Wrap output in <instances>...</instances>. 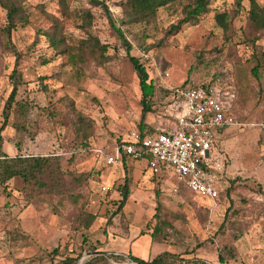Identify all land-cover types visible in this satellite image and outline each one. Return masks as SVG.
Returning a JSON list of instances; mask_svg holds the SVG:
<instances>
[{"label":"rangeland","instance_id":"obj_1","mask_svg":"<svg viewBox=\"0 0 264 264\" xmlns=\"http://www.w3.org/2000/svg\"><path fill=\"white\" fill-rule=\"evenodd\" d=\"M102 1L129 42L130 56L144 67L154 86L145 126L165 124L169 118L165 88L190 79L202 83L220 79L233 88L234 116L248 127L226 128L210 150L211 157L222 161L220 188L228 192L211 214H205L202 200L182 192L171 194L177 184L169 169L156 178L139 161L135 164H140L141 179L133 186L127 184L131 199L115 211L123 170L119 167L111 180L108 175L117 163L106 166L102 156L96 159L88 150L71 148L68 104L93 122L89 147L125 140L137 129L140 117L135 73L102 9L90 0H62L66 9L59 0H26L29 22L11 32L10 44L2 34L0 9V106L9 93L8 78L14 69L15 98L26 105V117L14 119L18 122L10 141L17 147L16 154L57 161L53 174L38 176L43 188L26 185L19 177L0 184V264H49L77 255L79 261L93 252L122 256L121 262L109 259L112 264H130L128 256L148 262L161 252L199 264H219L217 251L221 264H264V61L257 76H252L254 63L243 35L247 1L236 10L234 0H211L208 12L196 24L184 25L173 35H165V30L180 18L179 7L159 9L149 25L125 26L119 22L120 0ZM83 12L89 14L91 34L107 47L108 60L102 66L90 58L84 64L68 63L66 55L49 48L42 35L56 20L67 46L74 45L84 36L79 28ZM221 12L231 16L227 34L213 20ZM256 44L264 52V39ZM9 148L4 146L7 154ZM102 185L111 191L100 192ZM155 192L161 205L157 217L169 224L161 242L148 237L156 221L152 219ZM87 214L94 219L84 229ZM55 248L58 253L53 255Z\"/></svg>","mask_w":264,"mask_h":264},{"label":"trees","instance_id":"obj_2","mask_svg":"<svg viewBox=\"0 0 264 264\" xmlns=\"http://www.w3.org/2000/svg\"><path fill=\"white\" fill-rule=\"evenodd\" d=\"M25 1L26 0H0V9L4 12L2 34L4 35L5 41L8 44H10L11 32L15 31L18 28H24L29 22L28 15L23 5ZM61 1L62 0H59L62 5V9H66V6ZM243 1L244 0H234V6L236 10H239L241 8V3ZM246 1L248 3V9L246 12V25L245 30L243 31V35L245 37L244 41H246V44L250 48V59L254 63L253 67L250 70L251 75L257 76V71L262 67V62L264 61V52H262L256 44L257 40H259L260 38L264 39V0H260L262 1V4H258L257 0ZM90 3L102 9L110 31L119 42L128 63L131 65L135 73L138 81V89L140 92L139 105L141 107V110L137 129L134 131L140 135L146 134L153 129V126H145L143 122L146 113L150 112V102L154 94V86L151 80H148L144 67L138 62L136 58L130 56L129 52L131 50V46L124 37L122 30L115 25V22L112 19L111 14L104 2L102 0H90ZM210 3L211 0H120L119 6L121 8V18L119 22L125 26L138 24L149 25L154 21L156 12L159 9H173L179 7L180 18L175 23L170 24L165 30V35H173L179 32L181 27L184 25L192 26L196 24V22L208 12ZM80 20L81 24L79 28L81 29L84 36L82 39H79L74 45L67 46L65 36L63 34V29L56 20L51 21V26L46 31H43L42 35L45 37L49 48H51L55 52L66 55L68 63L84 64L86 59L90 58L95 63V65L102 66V64H104V62L108 60V58H106L105 56L107 47L100 44L96 37L93 36L89 31L90 17L88 12H83ZM213 20L223 34H227L229 32L231 16L227 12L215 14L213 16ZM13 73L14 69L9 74L11 89L3 104L2 115L5 116V109L8 108L11 103H13V125L16 128L17 125L15 124L18 121L15 122V118L17 116L18 118L26 117V105L22 102L14 103L17 84L11 77ZM215 82L222 83V80L217 79L203 83L209 85ZM163 91L167 96L165 105L168 108L170 103L173 101V92L172 90L167 88H165ZM68 107H70L71 114V118L69 120L71 139L69 144L71 148L74 149V151H90L93 147H89L90 145L88 140L93 134V122L85 116L81 115L79 112L75 111L70 103L68 104ZM231 114L234 116L233 105ZM5 119L6 118L4 117L0 126V131L5 124ZM235 119L240 121L238 118ZM161 123L162 122H159L158 124ZM1 142L2 138L0 136V147ZM110 143L112 142H109V144ZM55 161H57L55 157L53 159H50V157L39 156L23 157L19 154H16L14 157H8L0 149V184H5L10 179L19 177L26 185L31 183L32 186L34 185L37 188H43L45 184L40 179H38V176L48 173L53 174L52 165ZM55 170H57V164ZM159 175L160 174L154 176H156L157 178ZM181 192L182 194L190 196L193 199L196 198L205 202L206 206L205 208H203V211L205 214L209 213L207 202L204 199L199 198L191 193L187 188H185L183 184L178 185L175 195L179 196L181 195ZM227 192L228 190L224 189H220L218 191V205L220 204V200L222 199V197L226 195ZM120 195V200L119 202H117L115 211H119L128 196L127 179L125 177L124 182L121 186ZM157 196L158 192H155V213L152 216V219H155L156 221L151 227L148 234L149 240L153 242H161L162 240H164V229L166 227H169L167 221L159 219L157 217L156 213L160 212L161 210V205L157 201ZM93 219L94 216L87 214L82 222L83 228L87 229L92 223ZM139 234L142 235V232H140ZM57 253L58 250L56 248L51 252V254L53 255H56ZM128 258L130 262L134 264H199L197 260H182L180 256L171 254L169 252H161L148 262H145L133 256H128ZM78 259L79 255L75 257L64 258L59 262L51 261L49 264H77ZM109 259L113 260L115 263L116 261L121 262V260H123L122 256L111 254L106 255L105 253H102L101 255L90 257L82 264H112L108 261ZM216 259L219 264L223 262L219 251H217Z\"/></svg>","mask_w":264,"mask_h":264},{"label":"built area","instance_id":"obj_3","mask_svg":"<svg viewBox=\"0 0 264 264\" xmlns=\"http://www.w3.org/2000/svg\"><path fill=\"white\" fill-rule=\"evenodd\" d=\"M170 90L173 101L168 107V122L142 135L131 131L125 140L92 148L90 153L95 158L102 156L106 166L127 158L144 161L152 175L169 169L177 184L171 192L175 194L177 186L183 184L207 202L211 214L218 207L223 170L222 161L210 156L215 134L226 128L243 130L248 124L231 114L235 92L227 84L186 80ZM99 191L109 193L111 188L100 186Z\"/></svg>","mask_w":264,"mask_h":264},{"label":"crops","instance_id":"obj_4","mask_svg":"<svg viewBox=\"0 0 264 264\" xmlns=\"http://www.w3.org/2000/svg\"><path fill=\"white\" fill-rule=\"evenodd\" d=\"M7 87H9V85H7ZM10 89H11V83H10L9 91H10ZM17 101L18 100L14 97V103H16ZM2 110H3V106L1 104V106H0V126L2 124L3 118L5 117L6 119H5V124L3 125L2 129H1V133H0V136L2 138V142H1L0 149L8 157H12L17 152L16 147L14 145V141H10V139L12 137H14V134H15L14 133V129H13V120H12L14 118L13 103H11V105L8 108L5 109V116L2 115ZM168 121L169 120H167L166 122H168ZM158 125L159 124H155V126H158ZM221 132H223V130H220V131H218L215 134L214 144L216 143V141H217L218 137L220 136V133ZM6 144H9L10 145V148H9V151H8L9 154H7L5 152V150H4V146ZM104 144H106V143H104ZM104 144H102V145H104ZM107 144H109V143H107ZM26 147H28V145H26ZM94 147L96 148V146H94ZM135 162H139V161H131V160L127 159V158H122L119 162H116L117 163V168H113V170L110 172V174L108 176L111 178V180L112 179H115L116 178L115 176H116L117 169L120 167L121 170H123L124 177L127 179V184H130V186H133L134 184L137 183L138 180L141 179V173L139 171L140 164L138 163L136 165ZM144 166H145V164H144ZM112 174H114L115 176L112 175ZM119 177L120 176H118L117 178H119ZM130 193H131V190L128 191V196H127L126 200L127 199H131ZM171 194H173V193L171 192ZM173 195H175V194H173ZM138 198L140 199V197H138ZM132 199L134 200V198H132ZM117 253H119V252H117ZM113 254L115 255V253H113Z\"/></svg>","mask_w":264,"mask_h":264},{"label":"water","instance_id":"obj_5","mask_svg":"<svg viewBox=\"0 0 264 264\" xmlns=\"http://www.w3.org/2000/svg\"><path fill=\"white\" fill-rule=\"evenodd\" d=\"M102 253H98V252H93V253H90V254H87L85 255V257H83L82 259H80L79 261H77V264H82L84 261L83 259L85 258V260L89 257H92V256H96V255H101ZM130 264H134V263H131Z\"/></svg>","mask_w":264,"mask_h":264}]
</instances>
